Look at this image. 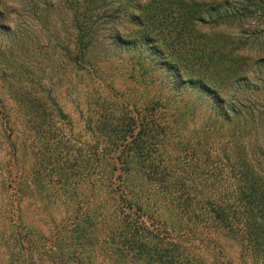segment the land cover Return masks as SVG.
I'll return each instance as SVG.
<instances>
[{"label":"trees","instance_id":"1","mask_svg":"<svg viewBox=\"0 0 264 264\" xmlns=\"http://www.w3.org/2000/svg\"><path fill=\"white\" fill-rule=\"evenodd\" d=\"M60 1L71 24L70 28L67 24L69 29L66 27L69 41L58 45L66 56L64 66L69 65L78 73L107 63L109 59L104 55L101 60H92L90 50L98 43L97 30L104 20H116V16L100 11L101 0ZM132 1L135 10L146 15L140 21L141 17L132 14L135 26L141 31L147 30L146 18H151V25L158 23L157 28L160 24L159 36L167 47L174 50L179 46L184 50L190 46L185 62L195 69L198 66L206 71L211 66L206 59L213 63L218 52L216 45H210L213 56L205 57L206 50L199 44L201 40L215 39L218 34L234 37L228 50L222 55L218 52L222 61L239 62L237 67L220 66L216 70L224 89L215 83V74L204 73L208 80L195 83L209 100L210 114L199 116L201 105L184 108L165 93L147 101L139 111L137 105L125 103L124 90L112 82L106 85L105 93L100 91L96 93L97 98L91 97L93 106L98 108L85 121L91 136L75 145L65 134L67 126L72 129L73 123L68 121L55 93L44 89L41 83L36 85L34 74L29 71V65L34 62L25 61L23 54L28 50L27 45L17 44L8 52L0 50L2 89L7 99L14 102L16 116L12 118L7 100L0 95V147L11 148V154L0 159V176L7 181L8 192L20 194L27 190L32 195L34 186L41 200H48L55 208L72 203L70 210L76 212L72 215V227L77 233L91 234L89 229L96 230L97 226L93 220L99 217L88 212V207L83 209L82 201L87 197L79 188L87 183L95 191L96 182L102 186L112 184L108 198H113L115 209L108 212L110 222L104 225L111 250L107 259L110 264H205L202 259L197 260L195 248L191 250L192 258L183 255L190 245L200 247L201 242L195 236L200 230L205 232L204 237L215 233L237 239L254 264H264V77L261 76L264 50L255 51L250 47L246 51L249 40L238 37L243 34L248 39L264 37V0H235V3L232 0H178L182 5L181 26L165 25L148 16L145 6L154 5L156 9L162 7L164 0ZM224 3L229 7L233 3L230 14L220 11ZM33 8L32 16L38 21L42 16L37 5ZM212 15H215L213 19ZM251 22L262 29H250L246 33ZM223 24H228L230 31L223 30ZM171 35L175 36L172 42ZM112 41L114 46L122 43L120 33H115ZM34 43L40 51L43 45ZM57 68V75L65 73L63 67ZM97 73L103 75L105 70L101 67ZM223 73L230 77L225 82L221 79ZM239 73L244 75L236 78ZM10 78L26 84L14 88ZM20 151L22 156L30 153L28 163L19 161ZM12 158L15 173H19L17 182L22 188L13 189ZM19 204L11 207L14 217L22 214ZM163 205L177 207L186 224L179 239L165 234L156 219ZM14 225L13 228L19 229L16 222ZM185 234L196 238L189 242L183 239ZM71 236L60 238V247L54 250L50 246L48 251L56 255L60 264L71 261L86 264L76 256L87 250L91 239L87 238L84 245L75 240V247L70 248ZM17 244L25 246L19 234H15L10 246ZM8 257L7 254L5 258ZM87 262L95 263V260Z\"/></svg>","mask_w":264,"mask_h":264},{"label":"rangeland","instance_id":"2","mask_svg":"<svg viewBox=\"0 0 264 264\" xmlns=\"http://www.w3.org/2000/svg\"><path fill=\"white\" fill-rule=\"evenodd\" d=\"M230 2L235 3V0ZM35 5L38 6L39 16H42L38 21L32 16ZM160 5L162 7H156V9H153L154 5H146L145 9L149 12L148 16L152 15L154 20L165 23V25L167 23L182 25V11H180L182 5L178 0H164ZM232 6L229 7V4L226 6V3H224L220 11L224 14H230ZM98 7H100V11L114 14L116 20H104L101 28L97 30L98 43L93 47L94 49L90 50V56L93 57L92 60H101V55H104L109 60L107 63L100 64L97 69L93 68L88 72L76 73L75 69L68 67L69 65L64 66V57L66 56L58 46L69 41L68 29L71 27L69 15L64 10L60 0H0V50L8 52L14 50V46L17 44H19L18 46L21 44L27 45L28 50L23 56L26 55V62L29 60L34 62V64L29 65V71L34 74L36 85L41 83L44 89L53 90L59 105L68 115V121L73 123L72 129L74 132L70 126H67L65 133L67 139H72V142L76 145V142L83 141V139L91 136V133L85 128V121L87 118L93 117L91 111L98 109L93 106L95 102L92 98H97V92L98 94H100V91L105 93V90H107L106 85L112 82H116V87L124 90L126 94L123 98L125 103L130 106L137 105L139 111L147 101H151L155 96L165 93L171 98L177 96L176 99L172 98V100L176 101L179 106H185L184 108L191 107L193 109L195 106L201 105L202 110L199 111V116L210 114L207 108L209 100L206 99L207 96L202 90L195 87V83L207 79L204 73L215 74V83H218L224 89L223 83L218 82L217 77L220 78V76H216V70L220 66L229 67V65H233L237 67L239 62L237 63L236 60L232 62L222 61L223 59L221 60L218 55H222L228 50L234 41L233 36L218 34L215 39L207 37L200 41V47H204L206 50L205 57L213 56L209 50H212L210 45H216V49L220 52V54L218 52L214 54L216 58L213 63H209V60L206 59L211 66L206 71H202L198 66L195 69L185 62L188 57L186 55H189L188 49L190 46H186L184 50L179 46H176L174 50L167 47L166 42H163L159 36L160 24L157 28L156 24L158 23L151 25V18L148 20L146 18L145 21L149 25L147 30L143 29L141 31L135 26L132 14L141 17L140 21L146 15H140L135 10V4L132 0H101ZM44 17L47 20H43ZM211 17L213 19L215 15ZM67 24H69V28ZM223 25V30L230 31V28L226 26L228 24ZM256 28L262 29L256 27V23L251 22V25L246 27V33L248 30L251 32L250 29ZM130 30L133 32H130ZM117 32L121 35L122 43L114 46L112 40H114ZM238 37L249 40L245 48L246 51L250 47L255 48V51L264 50V37L258 40L248 39L245 34ZM173 38L175 36L171 35L169 41L172 42ZM35 41L43 45V50L36 49ZM15 52L17 53V51ZM247 59L249 58H242L241 60L246 61ZM203 60L205 61L204 57ZM56 66L63 67L65 73L60 72L57 75L56 70L58 68ZM101 67L105 70L103 75L97 73ZM239 75L244 74L239 73L236 78H239ZM38 76L41 78H38ZM221 76L223 82L230 78L225 73ZM261 76L264 77V71ZM10 79L14 88L22 87V83L26 84L25 82L18 83L15 80L16 78ZM3 84L0 79V95H4L1 97L7 100L12 118L16 119L14 102L7 99L8 96L4 93L6 91L2 89ZM214 87L217 88L216 85ZM222 94L224 95V93ZM230 95L232 96L231 92ZM101 98L104 99L103 96ZM105 98L109 99L108 96ZM10 149L8 146H3L0 159L4 158L5 154L10 155ZM21 152L17 156L19 161L25 160L28 163L30 156L28 154L30 153H25L22 156ZM12 160L13 158L10 162L13 167L11 173V178L14 179L13 189L16 187L22 188V184L17 182L19 173H15L16 166ZM18 167L20 168V165ZM3 180L4 182H2ZM25 180L23 179V184H25ZM6 182L0 176V264H12L16 261L17 264H60L59 259H56V255L50 253L48 248L51 246L55 250L56 247H60L58 244L60 238L64 239L69 234L73 237L69 242L67 241L70 248L75 247V240L77 243L80 241L84 245L87 243V238L91 239V244L87 247V250L81 252L80 255L76 256L77 258H80L86 264H110L107 259L111 250L107 245L109 243L108 231H105L104 225H108L110 222L107 216L108 212L112 213L115 209L113 198H108V192L114 187L112 184L105 183L102 186L99 182H96L95 191L91 190L92 187L87 183L79 188L80 192L87 197L85 202L82 201L84 204L83 209L88 207V212L99 217L93 220L94 224L97 225L96 230L90 228L89 233L91 234H84L82 232L77 233L71 225L72 215L76 213L75 210H70L72 203L65 208H55L51 203H48V200H41L39 190H36L32 184H30L33 186L31 195V191L27 190L20 192V194L12 193L11 190L8 192ZM133 191L138 192L139 189H133ZM18 203H20L22 214L14 217L10 210ZM143 205L145 206V202H143ZM145 211H149V208L146 207ZM156 219L168 236H175L179 239L178 237L184 233L183 229H185L186 224L181 220L177 207L163 205L160 212L157 213ZM15 222L20 226L19 229L13 228ZM204 233L202 230L195 233V236L201 242L200 247L191 245L186 247L188 251H184L185 258L187 256L192 258L191 250L193 251L195 248L197 260L202 259L205 264H216L217 261L223 264H254L252 258L246 256L242 245L237 239L225 238L222 234L217 235L215 233H210L208 237H204ZM15 234L20 235L25 246H19V244L14 247L10 246ZM195 236L185 234L183 239H189L190 242L193 238H196ZM206 243H208V246L205 245ZM7 254L9 257L6 259ZM220 255L223 257L220 258ZM92 260H95V263L87 262ZM74 263L73 261L70 262V264ZM130 263L134 264L133 262Z\"/></svg>","mask_w":264,"mask_h":264}]
</instances>
